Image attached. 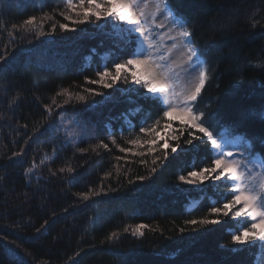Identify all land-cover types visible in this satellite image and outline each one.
<instances>
[{"label":"trees","instance_id":"1","mask_svg":"<svg viewBox=\"0 0 264 264\" xmlns=\"http://www.w3.org/2000/svg\"><path fill=\"white\" fill-rule=\"evenodd\" d=\"M170 4L191 21L201 59L213 69L201 107L207 106L221 131L247 135L264 153V0ZM63 10L65 0H0V53L7 56L0 63V264H264V246L231 243L242 220L213 215L222 222L184 223L208 215L209 205L227 195L221 182L179 180L209 162V146L181 141L167 159L162 151L134 155L147 145L128 141L151 139L139 129L149 114H158L157 105L139 85L121 80L104 89L86 82L104 66L130 58L138 34L125 42L112 18L44 36L12 28L44 13L65 22L58 15ZM42 26L50 31V22ZM5 28L15 34L9 37ZM65 88L74 94L95 88L103 95L64 104L56 94ZM54 97L61 106L53 105L49 114L46 105ZM33 163L37 167L28 172ZM68 166L74 170L59 171ZM91 190L99 194L88 200L78 195ZM141 224L148 226L142 237L123 231Z\"/></svg>","mask_w":264,"mask_h":264},{"label":"snow or ice","instance_id":"2","mask_svg":"<svg viewBox=\"0 0 264 264\" xmlns=\"http://www.w3.org/2000/svg\"><path fill=\"white\" fill-rule=\"evenodd\" d=\"M58 15L65 22L55 19L53 14L44 13L39 18L31 15L20 25H12V28L16 33L30 31L44 36L56 33L57 28L76 31V27H70V24L79 26L112 18L116 22L114 27L124 34L122 39L125 42L127 37L138 34L139 46L132 51L130 58L112 62L110 67L104 66L95 74L96 79L86 78V82L104 89H111L121 80L139 85L141 95L157 105L158 114L155 117L149 114L139 129L140 133L150 135L151 139L142 141L136 137L128 141L141 149L147 145L146 150L134 155L143 158L162 151L163 158L167 159L168 150L175 153L181 147V141L185 145H193L194 141L199 140L209 146V162L189 171L187 175L179 176V180L197 186L206 182H221L227 195L209 205L208 215L188 219L184 222L186 225H215L222 221L210 219V216H231L234 220L243 221V226L230 233L231 243L249 248L264 246V153L255 151L253 140L247 135L233 128L221 131L222 126L213 118V114L205 110L207 106L201 107V97L206 84L212 79L213 69L208 61L201 59L202 53L193 37L191 21L173 9L170 0H65V10L59 11ZM45 21L50 22L49 32L43 29ZM4 30L9 37L15 34L6 28ZM6 61L7 56L0 53V63ZM88 95L102 96L103 92L84 88L83 93L74 94L65 88L56 94L64 98V104L72 100L86 101ZM53 105L61 106L55 97L51 105H46L49 114L53 111ZM135 111L140 112L141 109L136 108ZM260 117L264 119V111L260 112ZM148 119L152 123H147ZM176 122L178 125L174 127ZM170 141L175 142L174 146ZM112 143H116L115 137ZM260 143L264 146V138L260 139ZM102 146L105 149L109 147L108 144ZM119 150L122 153L132 152L131 148L120 147ZM120 159L123 157H117V160ZM158 159L160 157L153 159L152 165ZM141 163L146 164L147 160L141 159ZM35 167L37 165L33 163L28 172ZM73 170L71 166L59 169L60 172ZM151 172L155 173L156 168L152 167ZM105 175L107 177L111 173ZM98 194L91 190L78 195L88 200ZM145 228L148 226L141 224L132 229L124 228L123 231L127 233L131 230L132 235L142 237ZM179 231L183 233L185 229L180 228ZM111 238L118 239L119 233L113 232Z\"/></svg>","mask_w":264,"mask_h":264},{"label":"rangeland","instance_id":"3","mask_svg":"<svg viewBox=\"0 0 264 264\" xmlns=\"http://www.w3.org/2000/svg\"><path fill=\"white\" fill-rule=\"evenodd\" d=\"M157 31H163V30H157ZM168 43L171 44V41H168ZM138 46H139V39H138ZM144 46L146 47V44ZM192 204H194V203H192Z\"/></svg>","mask_w":264,"mask_h":264}]
</instances>
